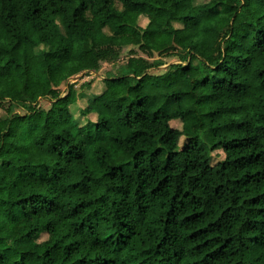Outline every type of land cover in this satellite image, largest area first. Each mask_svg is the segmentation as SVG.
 Segmentation results:
<instances>
[{"label": "trees", "instance_id": "trees-1", "mask_svg": "<svg viewBox=\"0 0 264 264\" xmlns=\"http://www.w3.org/2000/svg\"><path fill=\"white\" fill-rule=\"evenodd\" d=\"M212 1L0 0V264H264V0Z\"/></svg>", "mask_w": 264, "mask_h": 264}, {"label": "rangeland", "instance_id": "rangeland-1", "mask_svg": "<svg viewBox=\"0 0 264 264\" xmlns=\"http://www.w3.org/2000/svg\"><path fill=\"white\" fill-rule=\"evenodd\" d=\"M207 0H193L194 3H201ZM213 3H217V0H213ZM218 6H221V4H218ZM59 22V21H58ZM140 23L143 25L146 23V18L141 17ZM178 24V23H175ZM126 50L124 49L122 51L121 59H125V53ZM113 64L103 62L101 69L97 72H91L90 74H77L73 79L69 78L68 80L73 82L74 88L77 91V99L74 100L70 104V110L73 113V116L76 120H78L80 123H84L87 121L88 118L91 120H94L96 118V113L91 111L85 113V107L87 106L88 102L87 99L93 94V93H99L105 86V81L103 79V70L111 68ZM67 80V81H68ZM88 82V83H86ZM60 89L63 91L64 89V83L61 84ZM41 106L44 108L49 107V101L48 100H41ZM4 113L3 108L0 107V115ZM171 125L180 128L182 123L179 119H172L170 121ZM184 137H181L180 144L183 142ZM224 156L222 150L216 149L211 152V162L215 163L217 160L222 159ZM45 233H41L37 236V239L45 238Z\"/></svg>", "mask_w": 264, "mask_h": 264}]
</instances>
